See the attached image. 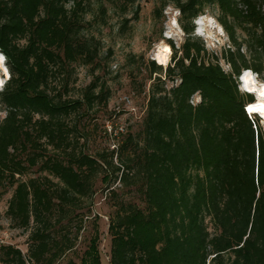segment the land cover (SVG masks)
<instances>
[{
  "label": "trees",
  "instance_id": "1",
  "mask_svg": "<svg viewBox=\"0 0 264 264\" xmlns=\"http://www.w3.org/2000/svg\"><path fill=\"white\" fill-rule=\"evenodd\" d=\"M159 1L157 17L170 5L179 10L185 42L168 41L164 79L163 66L149 63L150 79L157 76L139 129L91 155L76 120L107 106L110 90L97 78L69 97L75 67L100 59L85 32L90 0H0L10 76L0 91V199L13 192L6 216L30 230L27 254L1 247L0 264H56L72 252L98 181L115 209L110 264H264V130L245 110L253 96L239 90L244 71L264 72V0ZM206 7L218 9L232 43L213 61L195 36ZM230 19L255 44L240 42ZM99 241L96 231L81 264H101Z\"/></svg>",
  "mask_w": 264,
  "mask_h": 264
},
{
  "label": "rangeland",
  "instance_id": "2",
  "mask_svg": "<svg viewBox=\"0 0 264 264\" xmlns=\"http://www.w3.org/2000/svg\"><path fill=\"white\" fill-rule=\"evenodd\" d=\"M159 6V0H136L135 5H126L123 0H90L85 32L99 44L100 59L97 61L98 67H75L69 97L80 98L83 91L97 78L100 87L104 85L110 90L111 96L107 106L96 104L89 115L76 120L80 132L87 137L85 149L91 155L108 148H117L129 131L139 129L146 111L150 88L157 76L153 75L150 79L149 63L155 61L157 65L163 66L161 76L164 79L166 69L172 64L173 58L168 41H172L177 49L185 42L186 34L179 24V10L170 5L163 11V16L157 17L154 11ZM219 15L218 9L206 7L196 22L195 36L201 38L205 44L204 58L207 61H213V56L220 57L225 49L232 48L229 35L218 20ZM229 22L240 42L255 44L256 36H248L238 26V21L230 19ZM246 45L243 52L250 59ZM166 47L168 51L165 50ZM261 56L264 62L263 52ZM4 64L7 68L6 62ZM220 64L224 71H231L230 65L224 59H220ZM8 71V68L3 71L0 66V91L8 81ZM252 74L258 84L264 82V72L259 75L252 71ZM176 84L177 81H166L168 89ZM239 90L245 94L241 84ZM253 98L255 101V96ZM199 102L200 97L197 95L193 103ZM5 116L6 113L0 107V119ZM256 119L264 130L262 120L257 115L253 116V120ZM37 176L38 173L34 170L27 178ZM116 186L119 187L118 184ZM12 194L13 192L9 191L0 199V241L4 242L2 247L13 246L26 255L30 230L16 228L6 216ZM126 198L138 202L135 193H126ZM114 211L106 189L101 181H98L93 205L83 221L75 249L56 264H81L96 231L100 238L101 264H110L112 238L109 226ZM76 223L79 225V221Z\"/></svg>",
  "mask_w": 264,
  "mask_h": 264
},
{
  "label": "bare ground",
  "instance_id": "3",
  "mask_svg": "<svg viewBox=\"0 0 264 264\" xmlns=\"http://www.w3.org/2000/svg\"><path fill=\"white\" fill-rule=\"evenodd\" d=\"M165 50L168 51V47H166ZM4 62L5 56L0 54V66L3 71H6L7 68L5 67ZM241 88L244 92L255 94L256 100L253 103L247 105L249 106L248 111L253 115L259 116V118L264 123V95H262V93H264V82L258 84L255 78L253 77L252 71L248 70L245 71L242 77ZM252 108L256 110L250 111V109Z\"/></svg>",
  "mask_w": 264,
  "mask_h": 264
},
{
  "label": "built area",
  "instance_id": "4",
  "mask_svg": "<svg viewBox=\"0 0 264 264\" xmlns=\"http://www.w3.org/2000/svg\"><path fill=\"white\" fill-rule=\"evenodd\" d=\"M0 54H1V53H0ZM5 62H6V59H5ZM5 62H4V63H5ZM8 79H9V78H8ZM248 108H249V106H246V107H245L246 113H247V115L249 116V118H250L251 120H253V116H255V115L249 113ZM2 245H4V242H3V241H0V248L2 247Z\"/></svg>",
  "mask_w": 264,
  "mask_h": 264
},
{
  "label": "water",
  "instance_id": "5",
  "mask_svg": "<svg viewBox=\"0 0 264 264\" xmlns=\"http://www.w3.org/2000/svg\"><path fill=\"white\" fill-rule=\"evenodd\" d=\"M243 75H244V73L241 75V77L239 78V81H240V84H241V82H242V77H243ZM255 99H256V97H255Z\"/></svg>",
  "mask_w": 264,
  "mask_h": 264
},
{
  "label": "clouds",
  "instance_id": "6",
  "mask_svg": "<svg viewBox=\"0 0 264 264\" xmlns=\"http://www.w3.org/2000/svg\"><path fill=\"white\" fill-rule=\"evenodd\" d=\"M245 73V72H244ZM241 77V76H240ZM239 77V78H240ZM239 84H240V81H239ZM245 93H247V94H250V95H252V96H255V94H253V93H248V92H245Z\"/></svg>",
  "mask_w": 264,
  "mask_h": 264
},
{
  "label": "snow or ice",
  "instance_id": "7",
  "mask_svg": "<svg viewBox=\"0 0 264 264\" xmlns=\"http://www.w3.org/2000/svg\"><path fill=\"white\" fill-rule=\"evenodd\" d=\"M262 95H264V93H262ZM256 109H254V108H252V109H250V111H255Z\"/></svg>",
  "mask_w": 264,
  "mask_h": 264
}]
</instances>
